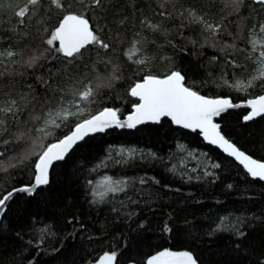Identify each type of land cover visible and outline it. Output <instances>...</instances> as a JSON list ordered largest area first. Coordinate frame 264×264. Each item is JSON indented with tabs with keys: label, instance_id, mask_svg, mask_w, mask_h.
<instances>
[{
	"label": "trees",
	"instance_id": "trees-1",
	"mask_svg": "<svg viewBox=\"0 0 264 264\" xmlns=\"http://www.w3.org/2000/svg\"><path fill=\"white\" fill-rule=\"evenodd\" d=\"M59 3L61 8L52 0L35 5L0 0V50L14 53L0 57V101L16 99L19 106L15 116L0 113V197L31 185L36 157L78 123L107 107L118 110L120 117L130 113L138 103L130 88L146 75L180 71L188 87L234 102L264 93V78L243 89L237 84L257 71L250 41L264 22V5L243 0L236 11L230 0ZM25 6L29 13L21 23L16 12ZM192 9L218 29L212 32L193 20L188 15ZM64 11L85 14L97 35L112 45L107 51L85 49L71 78L64 72L65 58L46 52L49 46L43 44ZM162 11L167 15L161 16ZM134 43L139 52L131 59L126 50ZM32 55L41 58L29 65ZM142 58L145 62L138 63ZM86 86L95 90L79 104L90 109L88 114L70 117L59 127L40 128L46 111L57 105L53 97L63 95V103L75 107L70 103L77 99L73 91ZM247 114L246 109L229 110L219 119L221 129L241 149L264 160V116L246 121ZM117 146L146 154L104 162ZM185 150L205 152L219 167L208 175L181 176L173 167L184 159ZM105 177L125 180L127 186L100 201L92 191ZM163 250L188 251L197 264H264V182L208 145L199 132L179 128L168 118L87 137L53 166L48 185L33 195H16L0 224V264H89L106 252L117 253V264H147Z\"/></svg>",
	"mask_w": 264,
	"mask_h": 264
},
{
	"label": "snow or ice",
	"instance_id": "snow-or-ice-1",
	"mask_svg": "<svg viewBox=\"0 0 264 264\" xmlns=\"http://www.w3.org/2000/svg\"><path fill=\"white\" fill-rule=\"evenodd\" d=\"M28 2L35 5L39 0H28ZM52 2L56 4L57 8L62 7L59 0H52ZM230 2L235 5V10L238 11L243 0H230ZM92 3L93 5L99 6L101 5V0H92ZM253 3L264 5V0H253ZM161 7L163 8L164 5L162 4ZM28 13L29 9L25 6L16 12V16L21 18V23H23V18ZM160 15L165 16L167 13L162 11ZM188 15L193 20L205 23L206 28L212 32H215L219 27L218 25L214 26L205 22L203 17L198 16L194 9L188 10ZM141 23L153 30L159 29V25L153 24L150 21L142 20ZM259 29L260 33L264 34V23L259 25ZM136 43L138 44L139 42L137 41ZM251 43L253 51H255L257 41L253 40ZM43 44L49 46L45 48L46 52L54 51L59 56L65 58L64 63L66 67L64 72L69 78H71L72 73L78 68L76 66V58H82L85 49H88L90 46H95L98 49L107 51L112 47L104 38L97 35L94 26L85 14H77L72 11H64L57 20V23L48 30V38L43 41ZM260 46L264 49V43H261ZM136 51L138 52L139 49L137 48ZM0 55L4 54L0 53ZM6 55L11 57L14 53L8 51ZM40 58L39 55H32L28 62L29 65H34ZM259 61L261 65L259 77L264 78V50L259 52ZM137 62L144 63L145 61L138 60ZM255 79L256 77H253V80ZM41 83L46 84L47 88H52V84L44 80H41ZM251 83L252 81H249L248 86H251ZM237 84L239 85L241 82L238 81ZM60 92L63 93V90L60 89ZM94 92L95 90L91 86H86L83 91H73L72 95L77 99H74L70 103L75 106L76 112L81 110L79 107L80 102L88 101L94 95ZM129 94L137 98L138 103L134 104V111L125 120L121 121L118 110L105 108L98 114L91 116V118L78 123L71 130L70 134L58 139L55 143L46 145L43 151L36 157L34 163V186L14 189L0 197V212H2L6 202L13 197L15 192L31 193L36 187L48 185L49 170L53 162L64 160L74 145L89 134L103 132L114 126L135 128L137 125L146 122L159 123L163 118H169L174 124L186 129H192L193 131L198 129L209 143L218 145L228 156L238 161L248 175L264 181V162L253 159L250 155L231 143L221 134L220 126L214 123V118L220 116L222 112L234 106H239L233 105L230 99L208 98L199 94L198 91L186 86L184 75L176 70H172L163 76H144L130 88ZM53 98L57 100L58 107L56 110H47L45 124L59 127L57 119H66L76 113L64 105L63 95ZM247 106L251 111L244 117L245 120L250 121L257 116L264 115V95L249 100ZM18 110L19 106L16 99L0 101V113L15 116ZM35 119L39 120L40 117H35ZM3 124L4 121L0 120V126H3ZM213 167H219V165H213ZM143 182L141 180V183ZM89 183L91 184L92 182L89 181ZM126 186L127 181L125 180H114L111 177H105L102 183L92 191V195L94 198H99L102 201L109 193L117 194L124 192ZM238 234L240 236L244 235L243 232H239ZM116 258L117 253L106 252L99 259L98 264H115ZM147 264H197V260L188 251L173 252L164 250L151 256L147 260Z\"/></svg>",
	"mask_w": 264,
	"mask_h": 264
},
{
	"label": "rangeland",
	"instance_id": "rangeland-1",
	"mask_svg": "<svg viewBox=\"0 0 264 264\" xmlns=\"http://www.w3.org/2000/svg\"><path fill=\"white\" fill-rule=\"evenodd\" d=\"M253 40L257 41L255 51H253V46L251 43V41H253ZM251 41H250L251 50H252V52H254V57L257 59L256 62L258 64L257 69H256L257 71L255 72V74L253 76L257 78V77H259V69L261 67L260 61H259V52L261 50H264L260 46L261 43H264V34L260 33L259 27L251 33ZM137 48H138V46L136 45V43L132 44L126 50V55L128 57H130L131 59H134L139 52V51L138 52L136 51ZM8 51H11V50H7V51H1L0 50V53L4 54V55H0V57L7 56L6 53ZM142 60H143V58H142ZM249 81H252L251 85L254 83L253 78H251L249 80H243L241 82V84H239L238 87H241L242 89L247 87ZM65 106L69 107L72 110V112H75L76 114L71 115L66 119H57V124H59V125L64 123L70 117L80 118V117L88 114L89 110H90V109H87L85 106H83V107L79 106L81 110L79 112H76V108L72 107L70 104H66ZM57 107L58 106L56 105L55 107H52L51 109L56 110ZM46 117H47V111H46L45 118ZM50 126H52V125H46L45 124V119H44L40 128H46V127H50ZM183 153H184L183 154L184 159L180 160V162H178L173 167L174 171L177 172L179 175L191 177V176H193V174H196L197 172L198 173H204V175H208V174L212 173V171L214 169L213 165H216V164L211 159L208 158V156L205 152H202L199 150H185ZM145 154H146V152H143V151H141L135 147L117 146V147H113L110 150L109 155L104 160V162L111 161L112 163H114V162L115 163H121V162L129 161V160L137 158V157H141V156L143 157ZM169 251H171V250H169ZM173 252H176V251H173Z\"/></svg>",
	"mask_w": 264,
	"mask_h": 264
},
{
	"label": "water",
	"instance_id": "water-1",
	"mask_svg": "<svg viewBox=\"0 0 264 264\" xmlns=\"http://www.w3.org/2000/svg\"><path fill=\"white\" fill-rule=\"evenodd\" d=\"M251 1H253V0H251ZM90 23H91V21H90ZM92 24V23H91ZM95 30V29H94ZM186 84V83H185ZM187 86V85H186ZM199 94H201V93H199ZM201 95H203V96H206V97H208V98H228V99H230L231 100V102H232V104L233 105H239L238 107H236V106H234V107H232V108H229V109H227L226 111H224V112H222L221 114H220V116H218V117H215L214 118V123H217L219 126H220V132H221V134L222 135H224L225 136V138L226 139H228L231 143H233L235 146H237L240 150H242V151H244L246 154H248V155H250L253 159H256L257 161H260V162H264V160H262V159H260V158H257V157H255V156H253V155H251L250 153H248V152H246L245 150H243V149H241L237 144H235L232 140H230L224 133H223V131H222V129H221V124H220V122H219V119H220V117L223 115V114H225L226 112H228L229 110H232V109H246V110H248V114L250 113V111H251V109L247 106V102L249 101V100H252V99H256V98H258L259 96H261V95H264V93L263 94H261V95H259V96H256V97H252V98H249V99H247V100H244V101H240V102H234L232 99H231V97H229V96H221V97H211V96H208V95H204V94H201ZM107 108H111V107H107ZM113 109V108H112ZM134 111V108H133V110L130 112V113H128L126 116H124V117H120V119H121V121H123V120H125L126 119V117L129 115V114H131L132 112ZM99 113V112H98ZM98 113H96V114H98ZM95 114V115H96ZM247 114V115H248ZM261 116H264V115H261ZM261 116H257V117H255L254 119H257V118H259V117H261ZM91 118V117H90ZM89 119V118H88ZM164 119V118H163ZM169 119V118H168ZM254 119H252V120H254ZM170 120V119H169ZM252 120H250V121H252ZM246 121H249V120H246ZM161 122V121H160ZM159 122V123H160ZM173 123V122H172ZM144 124H158V123H154V122H146V123H144ZM144 124H139V125H137L136 127H139V126H141V125H144ZM174 124V123H173ZM175 126H177V127H179V128H182V129H185V130H188V131H192V132H199L200 134H201V137L203 138V140L208 144V145H211V146H213V147H216V148H218L221 152H223L226 156H228L227 155V153H225L224 151H223V149H221L218 145H215V144H211V143H209L205 138H204V136H203V134L197 129V130H195V131H193L192 129H186V128H183L182 126H179V125H176V124H174ZM135 127V128H136ZM113 128H117V129H120V130H124V129H134V128H127V127H123V128H121V127H111V128H108V129H106V130H104L103 132H98V133H91V134H89L88 136H86L83 140H81V141H79L76 145H74V147L75 146H77L78 144H80L81 142H83L87 137H89V136H93V135H96V134H100V133H104L105 131H107V130H109V129H113ZM74 129V128H73ZM72 129V130H73ZM68 134H70V132L68 133ZM55 143V142H54ZM74 147L72 148V150L74 149ZM72 150H70V152L66 155V157L71 153V151ZM65 157V158H66ZM228 157H230V156H228ZM231 159H233V160H235L233 157H230ZM63 161V160H62ZM236 161V160H235ZM58 162H61V161H54L53 162V165L51 166V168H50V170H49V178H50V173H51V170H52V168H53V166L56 164V163H58ZM238 164H239V162L238 161H236ZM240 165V164H239ZM242 166V165H241ZM243 167V166H242ZM253 178V177H252ZM253 179H258V178H253ZM258 180H260V179H258ZM262 181V180H261ZM262 182H264V181H262ZM25 186H29V187H31V186H34V181H33V183L31 184V185H24V186H21V187H18V188H16V189H19V188H22V187H25ZM46 186V185H45ZM41 187H44V186H40V187H36L35 188V190L33 191V192H31V193H29V192H15L14 193V195H13V197L10 199V200H8L7 202H6V205L4 206V208L2 209V212H0V224H1V221H2V219H3V216H4V214H5V212H6V209H7V207H8V205H9V203L14 199V197L16 196V195H18V194H27V195H33L39 188H41ZM13 191V190H12ZM107 253H112V252H107ZM105 254V253H104ZM103 254V255H104ZM103 255H101L96 261H94V262H91V263H89V264H98V261H99V259L103 256ZM115 264H117V258H116V261H115ZM126 264H136V263H134V262H129V263H126Z\"/></svg>",
	"mask_w": 264,
	"mask_h": 264
}]
</instances>
